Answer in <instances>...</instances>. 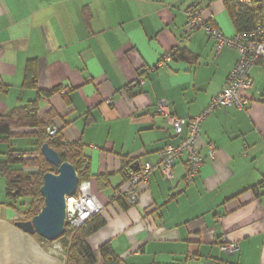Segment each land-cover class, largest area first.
Listing matches in <instances>:
<instances>
[{"label":"crops","instance_id":"1","mask_svg":"<svg viewBox=\"0 0 264 264\" xmlns=\"http://www.w3.org/2000/svg\"><path fill=\"white\" fill-rule=\"evenodd\" d=\"M201 3L213 27L236 33L225 0H0V115L53 91L40 96L39 115L52 113L62 140L82 146L91 191L105 206V225L87 237L97 264L106 243L121 264H264V64L250 71L247 108L220 107L202 122L197 150L205 160L191 182L181 160L171 181L156 169L138 185L137 205L108 200L128 171L157 163L179 142L153 114L157 103L193 117L237 63L235 48L215 53L205 31L186 29L187 8ZM177 50L193 63L173 60ZM27 67L37 89L24 86ZM26 140L32 144L0 142V159L26 149L15 144ZM16 216L0 204V264H65L56 242L16 228ZM222 236L240 250L221 253Z\"/></svg>","mask_w":264,"mask_h":264},{"label":"built area","instance_id":"2","mask_svg":"<svg viewBox=\"0 0 264 264\" xmlns=\"http://www.w3.org/2000/svg\"><path fill=\"white\" fill-rule=\"evenodd\" d=\"M242 4L256 3L260 6L264 15V0H235ZM207 7L204 3L191 5L186 10V29L189 31L202 29L215 43V53L223 46L233 47L238 52V60L229 74L226 83L219 93L211 100L209 105L199 114L182 118L170 114L167 111L168 103L160 100L157 103L154 115L166 118L179 137L177 144L169 143L159 154V161L155 164L146 162L137 170L126 173V185L115 189L108 196V200L125 199L130 206L137 205L139 201L138 185L146 183L151 173L158 169L166 180H172L175 164L184 160L186 164L185 181L191 182L204 163V157L197 150V143L201 135V124L205 118L217 108L234 107L245 109L250 105L249 91L252 88L251 69L264 64V18L255 28L236 32L232 36H225L220 30L213 27L205 17ZM169 56L164 58L168 60ZM143 83V81H140ZM49 135H55V126L47 127ZM183 132L185 135L183 136ZM207 158L214 159L216 147L213 143L207 144ZM104 204L92 193L89 180L79 181L73 196L66 199V230L74 233L89 218L100 214L104 210ZM240 250L236 242H229L224 236L219 243V251L224 255H233Z\"/></svg>","mask_w":264,"mask_h":264},{"label":"trees","instance_id":"3","mask_svg":"<svg viewBox=\"0 0 264 264\" xmlns=\"http://www.w3.org/2000/svg\"><path fill=\"white\" fill-rule=\"evenodd\" d=\"M225 9L236 32L251 30L264 18L260 6L256 3L248 5L235 0H225ZM171 58L175 61L181 60L188 63L194 61V57L187 50H177L171 54ZM34 74L33 70L27 67L24 86L37 89ZM52 92L37 91L36 99L0 115V142L8 143L11 139L25 138H30L32 141V148L8 149L4 153L3 159H0V176L5 182V201L0 204L16 213L21 211L19 206L24 207L23 210L30 218L36 215L43 205L40 187L44 174L57 170L44 159L40 152L44 143H47L59 154L61 162H69L74 166L79 181L89 180L82 146L77 143H65L58 129L55 135H49L46 128L53 125V114L39 115L40 96H48ZM25 198L28 199L26 203L22 202ZM100 214L89 218L74 233L66 230L64 235L57 240L64 239L66 242L65 264H97V257L89 247L87 237L105 225ZM98 252L102 264H121V260L113 252L110 244H103Z\"/></svg>","mask_w":264,"mask_h":264},{"label":"water","instance_id":"4","mask_svg":"<svg viewBox=\"0 0 264 264\" xmlns=\"http://www.w3.org/2000/svg\"><path fill=\"white\" fill-rule=\"evenodd\" d=\"M40 152L57 170L43 176L40 187L43 205L38 213L30 220L14 221L13 225L26 234L54 242L66 231V199L74 195L79 177L74 166L69 162H61L59 154L47 143L41 146Z\"/></svg>","mask_w":264,"mask_h":264},{"label":"rangeland","instance_id":"5","mask_svg":"<svg viewBox=\"0 0 264 264\" xmlns=\"http://www.w3.org/2000/svg\"><path fill=\"white\" fill-rule=\"evenodd\" d=\"M16 143H20L21 148H32V144L29 140L26 141H19V142H15ZM3 159V158H1ZM0 181H4L3 178L0 176ZM4 182L0 183V201H3L5 199V186H4ZM28 201L27 198L23 199L22 202L26 203ZM3 206V205H2ZM6 207V206H5ZM20 208V212L17 213L16 219L14 221H26L27 218H29L28 220H30V216H28L25 212V210H23L24 207L19 206ZM6 210L4 209L3 212L1 213V217L3 218V221H6ZM56 245H57V249H62L60 252L64 255V259L66 257V242L64 239H61L60 241H56Z\"/></svg>","mask_w":264,"mask_h":264}]
</instances>
